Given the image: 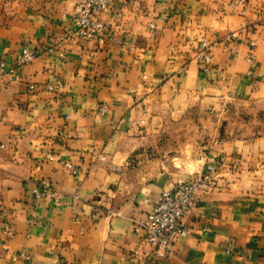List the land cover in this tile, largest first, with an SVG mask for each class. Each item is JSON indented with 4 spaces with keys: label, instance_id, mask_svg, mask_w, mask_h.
Here are the masks:
<instances>
[{
    "label": "crops",
    "instance_id": "0c3cea01",
    "mask_svg": "<svg viewBox=\"0 0 264 264\" xmlns=\"http://www.w3.org/2000/svg\"><path fill=\"white\" fill-rule=\"evenodd\" d=\"M80 1L0 0V264H264V134L226 118L228 103L264 108V0H115L100 39L75 35ZM62 38L63 58L10 73ZM203 171L216 187L156 256L133 222ZM40 180L60 205L32 196Z\"/></svg>",
    "mask_w": 264,
    "mask_h": 264
},
{
    "label": "built area",
    "instance_id": "2783aa9c",
    "mask_svg": "<svg viewBox=\"0 0 264 264\" xmlns=\"http://www.w3.org/2000/svg\"><path fill=\"white\" fill-rule=\"evenodd\" d=\"M114 3L115 0H81L75 6L72 16L75 35L82 39H100L104 35L105 25L98 19V16L112 9ZM237 37L236 32H231L222 37H215L212 41L203 39L197 58L207 65L214 48L234 42ZM65 42L67 38H62L59 44L44 50L21 49L10 73L17 72L43 54L57 51L59 57L63 58L61 44ZM46 87L51 89V86ZM29 89L32 90L33 86H29ZM65 166L68 167V165ZM71 173L75 174L76 171L73 169ZM215 177L213 172L203 171L195 174L191 180H180L171 188L161 192L145 217L133 222V232L141 234L142 241L154 250L156 256H169L173 251L175 241L185 237L188 233L182 219L196 208L198 195H207L216 187ZM35 186L31 190L34 198H46L60 205L61 196L48 181L40 180ZM73 199L76 200V196ZM4 233L9 234V232Z\"/></svg>",
    "mask_w": 264,
    "mask_h": 264
},
{
    "label": "rangeland",
    "instance_id": "374dc122",
    "mask_svg": "<svg viewBox=\"0 0 264 264\" xmlns=\"http://www.w3.org/2000/svg\"><path fill=\"white\" fill-rule=\"evenodd\" d=\"M229 110L227 122L231 128L240 130L244 136H260L264 134V108L261 105L251 103H228ZM167 163L157 162L153 164L152 172L166 168ZM147 164V169H149Z\"/></svg>",
    "mask_w": 264,
    "mask_h": 264
}]
</instances>
